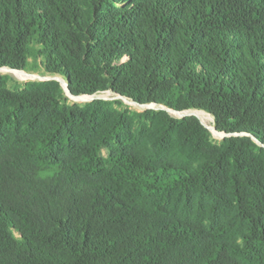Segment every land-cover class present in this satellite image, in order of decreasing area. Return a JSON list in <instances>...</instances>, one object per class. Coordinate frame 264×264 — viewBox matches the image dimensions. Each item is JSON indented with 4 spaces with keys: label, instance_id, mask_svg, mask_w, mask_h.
<instances>
[{
    "label": "trees",
    "instance_id": "trees-1",
    "mask_svg": "<svg viewBox=\"0 0 264 264\" xmlns=\"http://www.w3.org/2000/svg\"><path fill=\"white\" fill-rule=\"evenodd\" d=\"M0 67L120 98L0 79V264H264V0H0Z\"/></svg>",
    "mask_w": 264,
    "mask_h": 264
},
{
    "label": "rangeland",
    "instance_id": "rangeland-1",
    "mask_svg": "<svg viewBox=\"0 0 264 264\" xmlns=\"http://www.w3.org/2000/svg\"><path fill=\"white\" fill-rule=\"evenodd\" d=\"M57 79L63 88L65 89L66 85L64 82V79L62 76L59 75H49L46 73H43L42 71H36V70H10L8 68L0 67V79L3 80L4 82L8 83L9 86H17L20 87L24 85L27 82L30 81H35V80H47V79ZM67 93V92H66ZM68 97V102L69 103H79V104H84L86 102L91 101L94 98H99V99H105V100H116L120 99L118 96L114 95L110 91H101L97 92L94 95H79V96H73L69 95L67 93ZM123 105L129 106V109L136 110V111H142L148 107L153 108L154 105H140L137 106L131 102H129L127 99H122ZM121 106V105H117ZM190 111V113H189ZM170 114L176 118H182L187 115H192L194 114L195 117L199 119V121L207 128L209 129L211 133V139L215 143H219L222 139L223 134L218 132L215 127H214V118L213 116L200 109H188L184 110L182 112H175V111H170Z\"/></svg>",
    "mask_w": 264,
    "mask_h": 264
},
{
    "label": "water",
    "instance_id": "water-1",
    "mask_svg": "<svg viewBox=\"0 0 264 264\" xmlns=\"http://www.w3.org/2000/svg\"><path fill=\"white\" fill-rule=\"evenodd\" d=\"M65 85L67 86L66 83H65ZM65 90H66L67 93H69V91H68V89L66 87H65ZM69 95H71V94L69 93ZM192 115H194V114H192Z\"/></svg>",
    "mask_w": 264,
    "mask_h": 264
},
{
    "label": "bare ground",
    "instance_id": "bare-ground-1",
    "mask_svg": "<svg viewBox=\"0 0 264 264\" xmlns=\"http://www.w3.org/2000/svg\"><path fill=\"white\" fill-rule=\"evenodd\" d=\"M11 70V69H10ZM15 71H18V70H15ZM189 113H190V111H189Z\"/></svg>",
    "mask_w": 264,
    "mask_h": 264
}]
</instances>
